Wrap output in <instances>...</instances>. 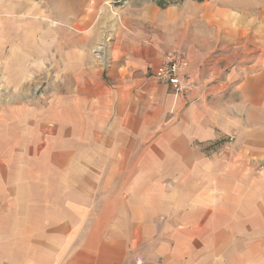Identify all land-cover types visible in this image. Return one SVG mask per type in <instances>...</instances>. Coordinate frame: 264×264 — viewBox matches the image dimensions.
<instances>
[{
  "label": "rangeland",
  "instance_id": "rangeland-1",
  "mask_svg": "<svg viewBox=\"0 0 264 264\" xmlns=\"http://www.w3.org/2000/svg\"><path fill=\"white\" fill-rule=\"evenodd\" d=\"M75 1L0 0V197L21 198L22 182L32 183L28 190L30 198H34L30 202L35 203L34 212H30V224L35 228L30 233L31 245L33 239H39L34 235L43 232L39 230L38 222L33 221L38 216L36 182L39 179L53 182L46 183L47 196L53 197L54 192H59L61 197H65L71 188L86 189L81 182H89L91 197L95 200L101 198L102 184L99 185V182L103 174L75 171L77 166L86 162L80 156L78 159L71 158L70 152L86 146L93 150L92 145L97 142L96 134L89 142L85 138L88 133L100 132L97 122L93 125L85 122L92 113L96 119L102 117L100 107L104 104L97 100L96 106L90 109L85 90L91 87L90 84L96 89L100 85L124 81L116 74L115 78L108 74L112 70L113 55L121 58L133 53L137 56V42L144 48L157 51L153 54L158 56L172 49L184 50L188 56L191 50L196 57L198 54L204 56L206 69L209 67L210 73L208 81L214 78L224 81L226 73L235 64L246 66L254 63L264 44L256 30L257 23L264 17V0H80L81 6ZM72 6L75 9H70ZM47 18V22L42 20ZM41 21L45 23L40 25ZM5 23L10 27L7 33L2 30ZM72 37L82 38L79 39L81 43L78 40L71 42ZM60 42L63 51L77 49L78 54L73 60L83 65L81 76H71L69 72L59 75L55 57L61 52L57 48ZM28 48H31L30 53L23 54ZM214 67L216 70L222 68L221 77L213 72ZM241 70L239 67L234 83L242 77ZM129 77L130 81L125 83L123 89L126 92L122 93L126 96V102L118 111L151 120L150 126L149 123L146 125L147 136L137 135V197L156 193V202H161L150 205L141 201L137 204V212H150V207H156L154 225L157 233L153 236L158 241L164 240L167 231L170 232L169 227H164L170 223L174 229L172 231L196 229L198 235L190 237L193 239L188 247L183 245L185 238H174V248L169 254L179 264L181 261L190 264H200L201 261L264 264V157L251 158L254 166L248 176L253 180L252 186L248 182V186L242 189L243 193L249 192L252 197V226L251 222H245L241 217L237 221L223 220L222 229L209 234L213 242L206 248L202 244L201 233L204 231L201 228L205 222L203 215L208 210L196 207L200 208V212L191 219L189 198L186 195L180 199L171 197L173 193L182 194L178 191L183 187L182 191L191 190L192 187L184 183L181 185L179 181L187 180L188 176H194L195 180L196 174L172 172V166L183 164L184 158H173L171 145L162 138L169 127L167 120L174 117V122H179L188 117L187 111L191 112L200 100L213 108L219 94L198 93L197 90L192 91L193 87L190 92L173 100L168 89L164 93L158 87L150 90L149 86L153 84L161 85L153 80L142 82L145 86L139 88L137 93V89H131L137 88L132 84L137 81V72ZM233 97L235 99L237 94ZM106 104H113V101ZM112 112L115 113V110ZM251 120L253 128L264 122L255 117ZM223 141H227V138L207 144L202 149L207 158L213 160V153L225 147ZM93 160L90 159V163ZM54 166H63L62 172H53ZM54 184L57 186L55 189ZM191 184L196 186V183ZM115 187L117 191V185ZM104 206L101 203L89 206L93 211L92 215H88L87 225L107 231L108 222L103 221L104 215L101 213ZM8 207L16 208V205L0 203V213L8 211ZM48 207L51 206L47 204V210ZM231 207L238 212L243 209L240 205ZM48 229L46 227L45 231L49 232ZM46 235L47 245L55 242L52 235ZM3 237L0 235L1 242L9 239L15 245L22 240L21 236ZM219 247L222 251L213 253ZM143 253L144 261L151 259L149 249L144 248ZM13 256L21 259L20 252ZM158 260L161 261V258ZM0 264H9L4 254H0Z\"/></svg>",
  "mask_w": 264,
  "mask_h": 264
},
{
  "label": "crops",
  "instance_id": "crops-1",
  "mask_svg": "<svg viewBox=\"0 0 264 264\" xmlns=\"http://www.w3.org/2000/svg\"><path fill=\"white\" fill-rule=\"evenodd\" d=\"M76 2L80 6L82 5L80 0ZM70 9L73 10L75 7L72 6ZM42 20L47 22L48 18ZM42 23L45 22L41 21L40 25H43ZM2 26V30L7 33L10 29L8 23L2 24ZM256 28L262 36L261 39L264 40V17L257 23ZM22 36L24 37V35ZM79 39L72 37L70 41L76 43L78 40L79 43ZM57 48L61 50L58 53L59 56L55 57L57 62L55 66L59 75L62 73L66 75L69 72L71 76H77V74L81 76L83 65H79L73 60L78 54L77 49L70 48L63 51L64 47L62 48L61 42ZM30 50L31 48H28L22 53L29 54ZM260 51L254 63L246 66H237L236 64L232 66L228 73L225 72L227 76L224 77V81L215 78L208 81L210 73L209 67L206 69L204 56L198 54L196 57L190 50L186 69V82L189 87L177 96L174 95L169 84L161 83L153 76L163 53L160 56L153 54L157 51L144 48L137 42V56H134L133 53L126 54L121 58L113 55L112 70L108 74L112 78H115L116 75L117 78L122 77L124 81H118L117 84L112 85H100L96 89L93 88V84H90L91 87L85 90L90 109L94 108L97 100L104 104L100 107L102 117L96 119L92 113V116L85 122V124L92 125L95 121L97 122L100 132L85 135L89 142L93 140L91 137L96 134L97 142L95 141L96 143L92 145L93 150L90 149V146L78 150L70 148L74 150V152H70L71 158L78 159L80 156L83 160L85 159L86 163H90V159H94L89 165L85 163L77 166L75 171L103 174L102 181L99 182V185L102 184L101 198L95 200L91 197L88 192L91 191L89 182H81L87 187L86 189L83 187L71 188L70 193L65 197H61L59 192H54L53 197L47 196L46 194L49 192L46 191V183L53 182L40 181L39 179L36 182L38 216L33 221L38 222L39 230L44 233L40 232L38 235H34L39 238L36 241V238L33 239L34 243L38 242L34 246V243L30 244L31 229H35L34 225L30 224V212L34 210L35 203L30 202V199L33 201L34 198H30V192H28L32 183L22 182L23 196L21 198L0 197L1 204L16 205V208L8 207V211L6 210L4 213L1 211L0 235L4 236L3 238H15V236L22 238L19 245H15L14 241H9V239L2 242L0 240V245L6 243L0 247V254L5 255L6 262L9 264H179L169 254L174 248V238H185L183 245L188 247L190 240L193 239L190 237L198 235L196 229L172 231L174 229L170 223L164 227H169L170 232L167 231L164 240L158 241L157 237L153 236L157 233L154 225L156 207L155 209L150 207V212H137V204L141 201L150 203V205L159 204L161 201L156 202L158 196L151 192L145 194L146 196L137 197V135L145 134L147 136L146 125L149 123L150 126L151 120L147 117L142 118L138 115L118 111L121 105L126 102V96L122 94L126 92L123 90L126 87L125 83L130 81V74L135 72H137V81L132 84L137 85V88L131 89H137V93L139 88L145 86L142 82L153 80L161 85L153 84L149 86V89L156 90L158 87L162 93L168 89L173 100H177L185 92H190L193 87L195 88L192 91L197 90L198 93L219 94L217 104L213 108L209 107L204 100H200L198 106L192 108L191 112L187 109L188 117L179 122H174V117L167 120L166 125L169 127L166 128L162 138L167 139V143L171 145L173 158H184V163L180 165L176 164L175 160L176 165L172 166V172L182 171L187 174H196L195 180L194 176L193 178L188 176L187 180L179 181L182 182L181 185L184 183L187 187H192L188 192L182 191L184 187L178 191L187 194L177 193L175 195L173 193L171 197L180 199L186 195L189 198V204L192 205L190 214L193 218L191 219H194L200 212V208L196 207L208 210L203 215L205 222L201 229L204 233L198 231L203 235L202 244L205 248L213 242L208 237L209 234H215L216 230H221L223 220L237 221L241 217L245 222H251L252 226V197L249 192L243 193L242 189L248 186V182H251L252 186L253 180L248 176L253 172L254 164L251 158L264 157V122L257 124L258 129L256 126L253 128L250 124L253 117L264 120V44ZM239 67L243 74L239 81L234 83L233 80L234 77H237L235 74L239 71ZM213 72L218 73L221 77L222 68L216 70L214 67ZM127 77L128 79L125 80ZM234 94H237V99H234ZM226 95L228 97L223 101L222 98H226ZM112 101L113 104L105 106V103ZM109 110L110 115L106 117ZM113 110L115 113L112 112ZM101 125L103 126L101 127ZM228 137L231 139L228 140ZM223 138H227V141H223L225 147L221 146L223 148L217 149L213 153V160L207 158V154L202 149L207 144ZM147 154L149 153L147 152ZM219 156L225 159L221 160ZM167 168L168 166L165 171ZM62 169L63 166H54L53 172H62ZM191 183H196V186ZM115 185H117V191ZM55 188L57 186L54 184ZM111 189L113 191H110ZM95 203L105 205L101 213L104 215L103 221L108 222L107 231L101 230L100 227L95 229V226H91V224L87 225L88 215H92L93 211L89 206ZM212 203L214 208H212ZM47 204L51 206L48 207V210ZM232 205H240L244 212L242 210L238 212L231 207ZM47 221L50 223L46 224ZM109 222L112 223L109 224ZM46 227L49 228V232L45 231ZM46 234L52 235L55 242L47 245L45 243ZM218 243L220 244V240ZM144 248L150 250L151 261L143 260ZM221 251L222 249L219 247L213 253ZM17 252H20L21 259L13 256ZM159 258L161 261L158 260ZM181 264L190 263L181 261ZM200 264H221V262L201 261Z\"/></svg>",
  "mask_w": 264,
  "mask_h": 264
},
{
  "label": "built area",
  "instance_id": "built-area-1",
  "mask_svg": "<svg viewBox=\"0 0 264 264\" xmlns=\"http://www.w3.org/2000/svg\"><path fill=\"white\" fill-rule=\"evenodd\" d=\"M187 66L188 56L184 50H168L163 53L153 76L157 81L169 84L177 96L189 87L186 82Z\"/></svg>",
  "mask_w": 264,
  "mask_h": 264
}]
</instances>
